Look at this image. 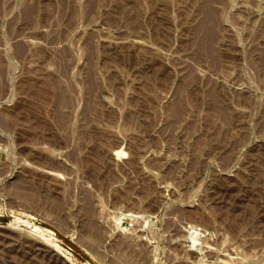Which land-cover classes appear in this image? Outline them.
I'll return each mask as SVG.
<instances>
[{
  "label": "rangeland",
  "instance_id": "rangeland-1",
  "mask_svg": "<svg viewBox=\"0 0 264 264\" xmlns=\"http://www.w3.org/2000/svg\"><path fill=\"white\" fill-rule=\"evenodd\" d=\"M0 264H264V0H0Z\"/></svg>",
  "mask_w": 264,
  "mask_h": 264
},
{
  "label": "bare ground",
  "instance_id": "bare-ground-1",
  "mask_svg": "<svg viewBox=\"0 0 264 264\" xmlns=\"http://www.w3.org/2000/svg\"><path fill=\"white\" fill-rule=\"evenodd\" d=\"M213 17V16H212ZM213 18H211V20H212ZM209 20V19H208ZM211 20H210V23H211ZM208 22V21H207ZM213 22V21H212ZM209 28V27H208ZM207 29V28H206ZM210 30H211V28H210ZM206 32V31H205ZM204 32V30H203V33L206 35V33H208V31L205 33ZM211 33H212V31H211ZM207 36V35H206ZM209 36H210V34H209ZM208 40V39H207ZM34 229V228H33ZM36 229H38V228H36ZM40 231V230H39Z\"/></svg>",
  "mask_w": 264,
  "mask_h": 264
}]
</instances>
